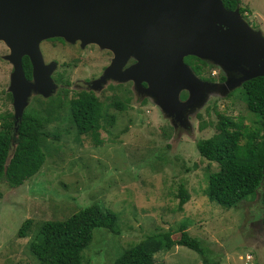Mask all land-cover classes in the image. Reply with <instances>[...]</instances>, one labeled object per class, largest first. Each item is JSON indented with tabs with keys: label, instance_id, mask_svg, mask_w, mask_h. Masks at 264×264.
<instances>
[{
	"label": "rangeland",
	"instance_id": "rangeland-1",
	"mask_svg": "<svg viewBox=\"0 0 264 264\" xmlns=\"http://www.w3.org/2000/svg\"><path fill=\"white\" fill-rule=\"evenodd\" d=\"M241 6L248 10L243 21L264 37V0H241ZM46 53L43 59L60 64L52 73V94L44 97L32 90L23 112L41 117L44 132L57 137L46 140L44 164L22 186L11 189L0 182V264H38L28 250L38 226L64 220L90 205L115 213L118 231L112 234L95 229L83 251L84 264H111L125 249L155 233L170 231L178 240L183 223L188 234L209 251L211 260L264 264L263 190L231 209L209 201L207 176L218 171V166L200 157L195 146L215 133V112L255 126L256 119L242 99V84L232 89L225 85L228 77L239 78L237 73L230 78L212 62L195 61L200 72L192 71L194 75L203 81L214 80L209 83L215 89L180 115L168 116L166 109L163 111L150 93L136 89L133 81L109 79L100 89L95 88V81L112 61L110 51L89 44ZM6 54L8 49L0 43V55ZM136 63L130 57L122 71ZM12 68L0 57V116L15 114L9 97ZM58 77L62 80L54 82ZM141 87L148 86L142 82ZM81 91L95 94L104 112L115 116L113 126L102 122L97 141L90 134L78 135L71 122L69 101ZM182 95L186 97L182 99ZM187 98L188 92L182 90L179 101ZM113 101L125 103V109H116ZM15 130L14 126V135ZM14 146L12 143L10 155ZM180 185L189 194L182 210L177 208ZM27 219L32 220L31 228L20 238L18 229ZM201 262L196 252L176 246L157 253L153 264Z\"/></svg>",
	"mask_w": 264,
	"mask_h": 264
},
{
	"label": "water",
	"instance_id": "water-1",
	"mask_svg": "<svg viewBox=\"0 0 264 264\" xmlns=\"http://www.w3.org/2000/svg\"><path fill=\"white\" fill-rule=\"evenodd\" d=\"M54 37L111 51L112 61L95 88L109 79L133 81L168 116L180 115L215 89L194 75L184 62L188 56L212 62L230 78L237 73L239 78L225 82L230 89L264 77V37L221 0H0V41L10 51L4 60L13 67L9 91L15 127L32 90L52 94L55 64H44L39 43ZM24 55L32 65V83L24 77ZM130 57L137 63L123 72ZM182 90L188 92L184 102Z\"/></svg>",
	"mask_w": 264,
	"mask_h": 264
},
{
	"label": "trees",
	"instance_id": "trees-1",
	"mask_svg": "<svg viewBox=\"0 0 264 264\" xmlns=\"http://www.w3.org/2000/svg\"><path fill=\"white\" fill-rule=\"evenodd\" d=\"M221 1L228 11L238 9L242 18L248 13L247 8L241 6V0ZM195 61L200 60L192 56L184 58V62L199 75L200 67ZM26 67L29 75V62ZM205 80L211 81L208 78ZM241 90L247 110L256 119L255 126L248 127L243 119L215 112V133L195 144L200 157L218 166V171L207 176L205 194L209 201L225 209L236 207L259 190H263L264 195V77L244 82ZM181 97L184 99L186 96ZM112 105L118 110L125 109V103L120 101H113ZM69 109L77 134H90L96 141L102 122L110 126L115 123V116L106 114L97 96L88 91H81L70 99ZM1 122L0 182L15 189L40 170L46 159L44 144L52 134L44 132V120L32 113L22 115L14 137L11 119L2 116ZM199 128L203 129L204 125ZM12 143L15 146L10 155ZM178 199L177 208L182 210L189 200V194L182 185L178 189ZM31 225V219L25 220L18 229V237H26ZM186 227L184 223L180 225L178 240L172 238L170 231L149 235L125 249L111 264H153L157 253L176 246L196 252L202 259L201 264H219L209 258V251L188 234ZM97 228L116 234L118 216L97 205L85 206L64 220L41 223L28 244V250L38 264H84L83 251L89 246Z\"/></svg>",
	"mask_w": 264,
	"mask_h": 264
},
{
	"label": "flooded vegetation",
	"instance_id": "flooded-vegetation-1",
	"mask_svg": "<svg viewBox=\"0 0 264 264\" xmlns=\"http://www.w3.org/2000/svg\"><path fill=\"white\" fill-rule=\"evenodd\" d=\"M0 43H3L2 41H0ZM4 44V43H3ZM6 46V45H5ZM69 46H71V47H75V48H78V49H80V48H84V47H82L81 46V42L80 41H76L75 43H68V42H66L63 38H58V37H54V38H49V39H45V40H42L40 43H39V49H40V52H41V55L43 54H45V55H47V51L49 50V51H51V52H53L54 53V49H59L60 51L61 50H66V48L67 47H69ZM87 46V45H86ZM6 48L8 49V47L6 46ZM111 52V51H110ZM10 53V51H9V49H8V54ZM8 54H6V55H0V57L1 58H3L4 59V57L5 56H7ZM111 54V58H113V54H112V52L110 53ZM42 58H43V56H42ZM43 61H44V64L45 65H48V64H50V63H54L55 65H54V67H53V69H52V71H51V74H50V77H52V73L53 72H55L56 70H57V68L60 66V64H59V62L57 61V60H48V59H46V58H44L43 59ZM27 62H29V65H30V68H29V72H30V74L29 75H27V67H26V63ZM21 65H22V69H23V73H24V77H25V79H26V81H28V82H32V65H31V62H30V58L28 57V56H26V55H24L22 58H21ZM104 69V68H103ZM12 70H13V68H12ZM103 71V70H102ZM100 76V75H99ZM98 76V77H99ZM97 77V78H98ZM57 80H62V78L61 77H58V78H56V80H54V82H57ZM204 81H207V80H204ZM89 81H86L85 82V84H87ZM208 82H214V80H211V81H208ZM91 83V82H90ZM90 83H89V85H90ZM62 87V86H61ZM67 91H68V89H66ZM65 91V90H64ZM66 92V91H65ZM10 98H11V102H12V96H11V94H10ZM12 108H13V106H12ZM24 114V113H23ZM2 116H7L8 118H10L11 119V122H12V136L14 137V111H13V113H5L4 115H1L0 116V124L2 123L1 122V117ZM19 123V122H18ZM17 123V124H18ZM11 189H13V188H11Z\"/></svg>",
	"mask_w": 264,
	"mask_h": 264
}]
</instances>
